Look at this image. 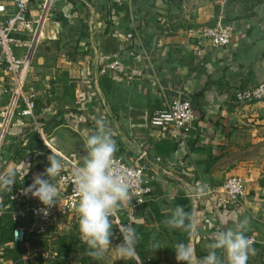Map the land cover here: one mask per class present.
<instances>
[{
    "label": "crops",
    "instance_id": "0c3cea01",
    "mask_svg": "<svg viewBox=\"0 0 264 264\" xmlns=\"http://www.w3.org/2000/svg\"><path fill=\"white\" fill-rule=\"evenodd\" d=\"M15 1L0 0L8 14ZM38 8L35 3L31 13ZM220 20L235 27L228 46L191 37V28ZM113 60L125 70L101 74ZM262 81L264 0H54L25 79L37 95L35 118L22 115L0 67V177L14 179L0 187V208L8 210L15 188L45 172L50 155L61 162L58 174L67 169V158L83 163L85 142L97 133L99 120L116 142L115 155L151 162L147 202L133 208L128 196L120 205L119 220L139 236L137 255L132 260L121 254L114 264H139L141 252L144 264H177V242L191 244L199 264L216 234L236 230L242 221L245 235L257 239L247 264H264V102L242 104L234 97V90ZM179 94L191 98L198 113L190 134L151 124L153 112ZM233 175L248 180L246 194L218 209L212 190ZM178 205L190 214L186 223L195 221L194 230L166 223ZM11 218L9 209L0 221V251L18 255ZM65 218L53 225L58 234L67 228Z\"/></svg>",
    "mask_w": 264,
    "mask_h": 264
},
{
    "label": "built area",
    "instance_id": "2783aa9c",
    "mask_svg": "<svg viewBox=\"0 0 264 264\" xmlns=\"http://www.w3.org/2000/svg\"><path fill=\"white\" fill-rule=\"evenodd\" d=\"M53 1L16 0L15 11L12 14H8L6 5L0 2V67L6 74L13 96L17 97L23 105L22 115L32 119L35 118L37 95L33 88H26L25 79L46 27L52 19ZM35 3H38L39 8L37 14L33 15L31 11ZM234 31L233 24L223 23L220 20L214 26L193 27L189 33L193 38L208 40L213 47L222 48L232 42ZM124 70L125 67L120 60H113L104 65L101 74L108 75ZM234 97L242 104L264 101V81L255 86L234 90ZM197 119L198 113L192 99L179 94L166 108L153 112L151 124L163 132L177 131L181 134H190L195 130ZM1 148L0 144V153ZM154 160L157 162L161 159L158 157ZM66 165L67 169L52 181L59 191L56 205L46 208L38 198H34L30 193L25 194V189L33 183L34 179L19 185L11 193L9 209L14 225L12 235L15 244L23 245L27 243L30 236L45 234L49 227L57 224L63 216L75 218L79 215L77 208L80 196L75 189L73 173L83 163L74 156L66 159ZM150 168L151 162L146 160V157L128 162L114 155V172L128 184L129 197L134 201L133 208L144 205L152 193L153 189L147 179ZM247 184L248 180L244 176H230L221 187L212 190L216 207L227 210L246 194ZM8 210L0 208V221L4 219ZM120 211L119 207L112 221L115 222L116 230L123 239L120 226L125 224L119 220ZM249 238L253 246L257 239L254 236ZM137 260L139 264H144L140 257Z\"/></svg>",
    "mask_w": 264,
    "mask_h": 264
},
{
    "label": "clouds",
    "instance_id": "9594fccd",
    "mask_svg": "<svg viewBox=\"0 0 264 264\" xmlns=\"http://www.w3.org/2000/svg\"><path fill=\"white\" fill-rule=\"evenodd\" d=\"M97 133L87 138L85 150L87 152L83 165L76 168L73 175L75 189L80 199L78 204L79 232L82 241L88 246L89 254L102 257L109 249L113 235L112 217L121 203L129 196L128 184L114 172V155L117 145L103 121H97ZM50 166L45 172L34 177L33 183L25 189V194L50 208L58 203L59 191L52 182L60 169L61 162L52 154L48 157ZM46 177V178H45ZM14 184L12 175L0 177V187ZM190 214L183 206H176L172 216L166 221L168 226L175 229L194 230L196 223H186ZM246 221H242L236 230L219 231L215 241L210 245V251L199 264H247L249 255L254 254L252 241L245 235ZM123 242L116 248L130 258L137 255L136 245L139 239L135 230L127 225L120 226ZM153 247L158 250L159 244ZM222 250L225 260L218 255ZM177 264H197L194 249L191 244L177 242L175 245Z\"/></svg>",
    "mask_w": 264,
    "mask_h": 264
},
{
    "label": "rangeland",
    "instance_id": "374dc122",
    "mask_svg": "<svg viewBox=\"0 0 264 264\" xmlns=\"http://www.w3.org/2000/svg\"><path fill=\"white\" fill-rule=\"evenodd\" d=\"M261 102H264V101H261ZM76 216L77 217H75L74 219H72L73 216H70V217L66 216L67 218H65L63 221L65 224L63 227H67V228L65 231L61 230L63 231L62 233L60 232L62 235L60 233L55 234V233H58V230L54 229L52 236H46V237H40L39 235H38L39 237L34 236L32 237L33 240H31L33 243H31L30 245L29 243H27L25 245L23 244V246H18L17 248L18 255H20L27 262V264H35V261L37 259H40L41 257L45 259L49 257H57L60 254L57 251L58 250L57 245L60 246L59 244L61 245L62 243L67 244V243H70V241H74L75 239H80L82 241L81 235L79 232V215H76ZM59 223L60 221H58L57 224ZM114 223H113V229H112L113 235L111 237L112 246L109 247V249L103 254L102 257L97 258L93 256V259L88 261V264H114L115 262L117 263L119 259L121 260V258L119 257H121L122 253L116 247L119 246L122 243V241H121L119 233H117L116 229L114 228V225H115ZM39 244H44V245L40 246ZM45 244H46V247H44ZM55 245H56V248H55ZM141 253L142 254L140 255L138 252L139 257L144 259V253L143 252ZM61 256H62L61 260L63 259L62 261L64 262V264H79L80 262L83 263L84 261L83 258L82 259L76 258L74 254L68 255L67 253H65V251L62 252ZM130 259L133 260V258H130Z\"/></svg>",
    "mask_w": 264,
    "mask_h": 264
},
{
    "label": "trees",
    "instance_id": "16d2710c",
    "mask_svg": "<svg viewBox=\"0 0 264 264\" xmlns=\"http://www.w3.org/2000/svg\"><path fill=\"white\" fill-rule=\"evenodd\" d=\"M193 106H195L194 102H193ZM34 137L39 140L38 133H34ZM40 146H42V145H39V144L37 145V147H40ZM114 228L116 229V225H114ZM54 229H55L54 226L49 227L47 232L45 234L41 235L40 237L52 236ZM116 232H117V230H116ZM55 234H58V233H55ZM12 238H13V235H12ZM120 238H121V241L123 242V239L121 236H120ZM31 240H33V239H31ZM29 242L33 243L32 241H29ZM36 244H37V242H36ZM16 245H18V244H16ZM39 245L43 246L41 244H39ZM59 245L60 246L57 245V248H58L57 251L60 254L57 257H49L46 259L41 257L38 260H40V261L48 260L50 262V264H64V262L62 261L63 259L61 260V257H62L61 255H62L63 251H65V253H67L68 255L74 254L76 258H80V259L83 258L84 259L83 263L80 262L79 264H88V261L93 259V256L89 254L88 246L85 243H83L80 239H75L74 241H70V243H67V244L62 243V245L61 244H59ZM19 246H21V245H19ZM44 247H46V245ZM55 248H56V245H55ZM146 260H147V258L145 259V263L150 262V261H146ZM6 263H9V264H27V262L20 255L15 254L14 250H11V249H4V250L0 251V264H6Z\"/></svg>",
    "mask_w": 264,
    "mask_h": 264
}]
</instances>
